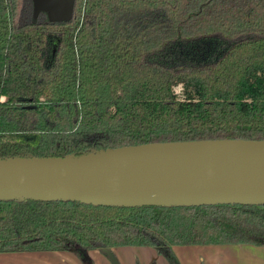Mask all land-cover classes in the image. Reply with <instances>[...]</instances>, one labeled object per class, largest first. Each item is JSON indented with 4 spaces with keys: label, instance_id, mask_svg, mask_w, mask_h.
<instances>
[{
    "label": "trees",
    "instance_id": "1",
    "mask_svg": "<svg viewBox=\"0 0 264 264\" xmlns=\"http://www.w3.org/2000/svg\"><path fill=\"white\" fill-rule=\"evenodd\" d=\"M200 140L264 141V0H0V159ZM227 244L264 247V206L0 200V253Z\"/></svg>",
    "mask_w": 264,
    "mask_h": 264
},
{
    "label": "water",
    "instance_id": "2",
    "mask_svg": "<svg viewBox=\"0 0 264 264\" xmlns=\"http://www.w3.org/2000/svg\"><path fill=\"white\" fill-rule=\"evenodd\" d=\"M61 0H34L36 16ZM75 0L65 5L72 17ZM0 200L115 208L264 206V141L200 140L0 159ZM120 264L110 249L101 250Z\"/></svg>",
    "mask_w": 264,
    "mask_h": 264
},
{
    "label": "crops",
    "instance_id": "3",
    "mask_svg": "<svg viewBox=\"0 0 264 264\" xmlns=\"http://www.w3.org/2000/svg\"><path fill=\"white\" fill-rule=\"evenodd\" d=\"M120 264H170L155 247L110 249ZM179 264H264V247L249 244L172 246ZM93 264H112L101 250L90 252ZM0 264H82L67 252L0 253Z\"/></svg>",
    "mask_w": 264,
    "mask_h": 264
},
{
    "label": "rangeland",
    "instance_id": "4",
    "mask_svg": "<svg viewBox=\"0 0 264 264\" xmlns=\"http://www.w3.org/2000/svg\"><path fill=\"white\" fill-rule=\"evenodd\" d=\"M67 2L69 4L70 0H61V1H58L56 3H53V5L51 3L50 7L48 8L51 17L54 19H59V20H68L69 15H70V13H69L70 11L65 10V5L67 4ZM175 92L178 95L182 96L181 95L182 94L181 93L182 92L181 87H177L175 89ZM2 100L4 101L5 99H2Z\"/></svg>",
    "mask_w": 264,
    "mask_h": 264
}]
</instances>
